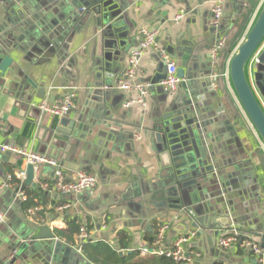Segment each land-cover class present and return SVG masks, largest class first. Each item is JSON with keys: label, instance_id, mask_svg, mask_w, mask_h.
I'll return each mask as SVG.
<instances>
[{"label": "crops", "instance_id": "1", "mask_svg": "<svg viewBox=\"0 0 264 264\" xmlns=\"http://www.w3.org/2000/svg\"><path fill=\"white\" fill-rule=\"evenodd\" d=\"M119 1L126 8L121 23L125 38L116 40L113 56L119 53V60L107 78L100 65L105 43L113 39L97 28V16L76 9L74 0H0V57L6 53L14 59L13 73L0 74V142L57 162L68 180L80 171L97 179L93 192L40 193L37 183L24 187L26 176L20 173L29 166L24 157L0 154V211L5 214L0 264H137L154 256L143 251L152 250L164 222L170 224L166 247L196 233L185 245L193 264H257L241 243L225 250L218 240L236 230L264 247V151L226 76L264 0ZM217 1L224 8L218 29L213 26ZM142 29L158 35L157 47L144 51L138 61L135 83L148 87L141 99L138 90L116 85L141 49ZM221 37L227 43L213 63L212 48ZM165 56L186 72L175 93L153 86L161 63L167 64ZM71 94L76 95L75 108L65 118L73 128L62 132L63 118L44 115L37 106ZM184 104L205 125L215 167L206 184L205 207L195 217L155 208L143 191L173 179L175 168L156 139V127L164 116L176 119V106ZM39 170L42 181H53L52 165ZM42 227H49L55 239L16 259L23 238ZM81 227L90 232L82 246Z\"/></svg>", "mask_w": 264, "mask_h": 264}, {"label": "water", "instance_id": "2", "mask_svg": "<svg viewBox=\"0 0 264 264\" xmlns=\"http://www.w3.org/2000/svg\"><path fill=\"white\" fill-rule=\"evenodd\" d=\"M74 4L79 11H87L88 16H97V28L102 31L104 37L113 39L105 43V60L100 65L105 71V76L112 77L110 71L113 61L119 60V53L113 56L117 51L116 40L125 38L121 27L125 19L122 15L126 9L124 3L119 0H74ZM121 46H124L123 42ZM168 51L171 53V49ZM13 64L14 59L5 53L0 57V74L10 76L13 73ZM167 72L168 66L161 63L153 79L154 88L162 93L165 91L162 83ZM177 74L182 80L186 78L183 68L178 69ZM192 76L194 77V74ZM227 79L243 114L264 149V4L248 34L231 57ZM169 109L174 111L175 106ZM174 113L178 115L176 119H172L171 115L164 116L163 121L156 127V139L158 143L163 144L175 168L173 179L168 183L153 184L143 191L146 193L145 200L151 201L153 207L181 210L195 217L199 208L205 207L202 203L208 198L206 184L213 180L215 167L207 149L205 125L200 124L196 112L184 104L181 108L176 106ZM63 128L71 130L73 123L68 118H63L59 130L65 132ZM24 187H37L33 165L27 168ZM199 222L201 223L200 220ZM34 234L35 231H32L28 237L23 238L25 243L21 245L16 259L27 249L35 251L43 248L44 240L55 239L49 227H42L36 235Z\"/></svg>", "mask_w": 264, "mask_h": 264}, {"label": "built area", "instance_id": "3", "mask_svg": "<svg viewBox=\"0 0 264 264\" xmlns=\"http://www.w3.org/2000/svg\"><path fill=\"white\" fill-rule=\"evenodd\" d=\"M213 14V26L218 29L224 14L222 1H217L215 3L213 8ZM141 35L143 36L141 49L134 53L133 58L131 59L130 68L123 73L119 83L116 85V88L124 91H129L133 89L138 90L141 94L142 99L147 95L148 87L135 83L138 71V61L144 51L149 48L157 47L156 40L158 32L155 30L142 29ZM226 43V37H221L219 38L218 42L213 46V63H217L219 55ZM165 60L167 63L166 65L168 66V72L166 79L162 83V86L168 92L175 93L181 85L182 79L177 74L178 67L176 63L170 60L168 56H165ZM75 96V94H71L61 100L54 102L45 100L40 103L37 107L44 115H52L56 117L65 118L75 108ZM6 153H13L24 157L29 163V165H33L35 167V183H37L43 191L55 190L56 192L63 195H75L84 192H93L96 188L97 179L93 175L88 174L86 171H80L78 172L74 180H68L62 167H60L57 162L45 156L38 155L31 151H27L26 149L18 148L0 142V154ZM43 164H50L55 168L53 181L46 182L41 180L39 167ZM25 176V172L20 173L21 178H25ZM8 179L9 181H11L12 177L9 176ZM22 196L23 200L26 201L27 197L24 194ZM4 220L5 214L0 211V223H2ZM169 229L170 224L168 222L162 223L158 228L152 250L150 251L146 249L143 251V254L145 255L148 253H152L160 257L171 259L177 264H193L191 256L188 255L187 251L185 250V245L196 237V233L191 232L189 234L182 235L173 243L171 247H166L165 242ZM78 238L79 244L80 246H82V244L90 240V232L85 227H81L79 230ZM238 243H241V246L244 249L248 250L254 255L257 264H264V247L258 242L251 240L250 238H243L236 230L223 234L218 240L219 247L225 250L233 248Z\"/></svg>", "mask_w": 264, "mask_h": 264}, {"label": "trees", "instance_id": "4", "mask_svg": "<svg viewBox=\"0 0 264 264\" xmlns=\"http://www.w3.org/2000/svg\"><path fill=\"white\" fill-rule=\"evenodd\" d=\"M238 30L239 29L237 27V29L234 30V34L233 35H235L237 33L236 31H238ZM38 190H39L40 193H43L44 192L40 187H38ZM27 200H28L27 201V206H30L31 205L30 199H27ZM72 232L75 233L76 232V229H73ZM137 264H177V263L174 262L171 259H167L165 257H160V256H157V255H154L151 259L140 261Z\"/></svg>", "mask_w": 264, "mask_h": 264}, {"label": "rangeland", "instance_id": "5", "mask_svg": "<svg viewBox=\"0 0 264 264\" xmlns=\"http://www.w3.org/2000/svg\"><path fill=\"white\" fill-rule=\"evenodd\" d=\"M259 140V139H258ZM260 142V141H259ZM261 144V143H260ZM261 148H262V150L264 151V149H263V147H262V145H261Z\"/></svg>", "mask_w": 264, "mask_h": 264}]
</instances>
